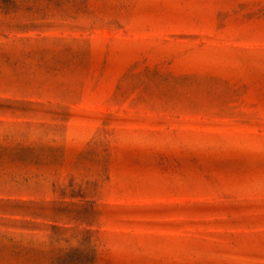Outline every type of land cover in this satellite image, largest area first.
I'll use <instances>...</instances> for the list:
<instances>
[{
  "label": "rangeland",
  "instance_id": "rangeland-1",
  "mask_svg": "<svg viewBox=\"0 0 264 264\" xmlns=\"http://www.w3.org/2000/svg\"><path fill=\"white\" fill-rule=\"evenodd\" d=\"M0 264H264V0H0Z\"/></svg>",
  "mask_w": 264,
  "mask_h": 264
}]
</instances>
